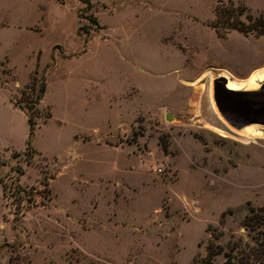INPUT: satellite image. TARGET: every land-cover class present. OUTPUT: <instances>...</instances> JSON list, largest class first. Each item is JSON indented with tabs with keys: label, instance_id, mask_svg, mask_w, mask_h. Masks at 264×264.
<instances>
[{
	"label": "rangeland",
	"instance_id": "1",
	"mask_svg": "<svg viewBox=\"0 0 264 264\" xmlns=\"http://www.w3.org/2000/svg\"><path fill=\"white\" fill-rule=\"evenodd\" d=\"M218 2L0 0V264H221L264 240L243 224L264 216V97L222 90L264 82V32L219 35ZM34 70L50 116L25 153L11 99Z\"/></svg>",
	"mask_w": 264,
	"mask_h": 264
},
{
	"label": "trees",
	"instance_id": "2",
	"mask_svg": "<svg viewBox=\"0 0 264 264\" xmlns=\"http://www.w3.org/2000/svg\"><path fill=\"white\" fill-rule=\"evenodd\" d=\"M81 1L86 5H89L90 2V0ZM228 4L229 5L227 6H221V3L218 2L215 5V20L212 24V27L219 35H224L223 32L231 28H235L241 32H248L252 30H254L256 33L264 32V19L261 15L253 16L244 5L234 6V3L231 0H229ZM90 19L96 24L95 18L90 16ZM243 19L247 22V24L243 22ZM45 89V74L38 73L37 70H34L30 75L29 81L22 89L19 90L21 98H14L13 100L11 99L13 105L23 110L26 115L28 137L26 140L25 153L35 152V149L31 145V135L35 125L38 123L36 119L39 118L42 120V122H44L50 116V110L48 106H41V100L43 98ZM15 172L19 173V166H16ZM16 178L17 177H15V179ZM0 185L3 193V179H1V177ZM13 185L14 187L17 186L15 182H13ZM263 217L246 214L243 218V224L248 228L254 225L260 226L264 222ZM253 243L254 244L248 248L247 252H243L242 255H240L239 251V255L237 257L235 255H228L221 264H245L249 261H256L259 264H264V240L255 239L253 240ZM210 253H212V251Z\"/></svg>",
	"mask_w": 264,
	"mask_h": 264
},
{
	"label": "water",
	"instance_id": "3",
	"mask_svg": "<svg viewBox=\"0 0 264 264\" xmlns=\"http://www.w3.org/2000/svg\"><path fill=\"white\" fill-rule=\"evenodd\" d=\"M222 90H223V93L226 95V96H232L234 94H240V96H243V95H248V96H260L262 95L264 97V82H262L258 89H254V90H230L228 88H225L224 86L222 87ZM214 98H215V102L217 104V107L218 109L220 110V112L222 113V115L229 121L231 122L232 124H234L230 119L229 117L227 116V114L224 112V110L221 108V104L219 103L218 101V96H217V88L214 87ZM234 108V107H232ZM262 108V107H261ZM264 109V107L262 108ZM257 110H260L259 108H256V109H252V108H245V109H240V116L243 118L242 120V123L239 125V126H242L244 124H248L250 122H254L255 120L250 118V115L249 113L251 111H253L254 115H257ZM244 113H247V114H244ZM244 115V116H242ZM261 115V114H260ZM165 118L166 119H170V114L169 113H166L165 114ZM260 123L264 124V112L262 114V119L259 121Z\"/></svg>",
	"mask_w": 264,
	"mask_h": 264
},
{
	"label": "flooded vegetation",
	"instance_id": "4",
	"mask_svg": "<svg viewBox=\"0 0 264 264\" xmlns=\"http://www.w3.org/2000/svg\"><path fill=\"white\" fill-rule=\"evenodd\" d=\"M234 95H236V94H234ZM234 95H232V96H234ZM232 96H230V97H232ZM219 101H220L221 105L223 106V110L225 112H227L234 120L240 122V115H241L240 112H239L240 109L239 108L238 109L237 108H232L233 106L230 107L229 105H227L228 104L227 99H226V97H224L222 95H221V98H219ZM244 114H247V113H244ZM249 115L253 116L254 115L253 111H251L249 113ZM242 116H244V115H242Z\"/></svg>",
	"mask_w": 264,
	"mask_h": 264
},
{
	"label": "bare ground",
	"instance_id": "5",
	"mask_svg": "<svg viewBox=\"0 0 264 264\" xmlns=\"http://www.w3.org/2000/svg\"><path fill=\"white\" fill-rule=\"evenodd\" d=\"M261 84V83H260ZM231 90H239V89H231Z\"/></svg>",
	"mask_w": 264,
	"mask_h": 264
}]
</instances>
